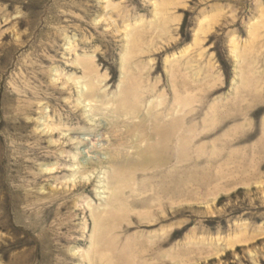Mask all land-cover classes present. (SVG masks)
Wrapping results in <instances>:
<instances>
[{"label":"rangeland","instance_id":"374dc122","mask_svg":"<svg viewBox=\"0 0 264 264\" xmlns=\"http://www.w3.org/2000/svg\"><path fill=\"white\" fill-rule=\"evenodd\" d=\"M42 231L49 264H264V0H0V264Z\"/></svg>","mask_w":264,"mask_h":264},{"label":"bare ground","instance_id":"6f19581e","mask_svg":"<svg viewBox=\"0 0 264 264\" xmlns=\"http://www.w3.org/2000/svg\"><path fill=\"white\" fill-rule=\"evenodd\" d=\"M90 67V66H89ZM88 67V68H89ZM91 70V69H90ZM131 86L129 87L130 88V93H129V96H128V99H130L131 97L133 96H136L135 94V91L132 87L133 83H130ZM129 86V85H128ZM128 88V89H129ZM128 92V91H127ZM139 98V96H137ZM135 97V98H137ZM123 98V97H122ZM125 101L124 103L126 102V98H124ZM127 99V100H128ZM133 101V100H132ZM121 102V100H120ZM136 103V102H135ZM124 105H127L129 107V109L131 110H134V104L133 103H127V104H124ZM123 106V105H122ZM124 107V106H123ZM127 107V108H128ZM126 108V106H125ZM126 113V112H125ZM126 115V114H125ZM151 125V124H150ZM154 130V129H153ZM157 134H162L164 133V129L162 126H158V124L156 125V128H155V131ZM146 137L143 136L142 138V142L143 141H146ZM163 146V145H162ZM153 146H147L145 147L141 152H140V157L142 159V162H140V166L141 167H145L148 162H151L155 156V151L152 149ZM135 167H138V166H135ZM136 169V168H135ZM140 169V168H139ZM165 176H168V177H172L171 175H165ZM181 177V174L178 175V177ZM128 178V177H125V179ZM173 178V177H172ZM122 180H124V178H122ZM127 180V179H126ZM122 184V183H121ZM124 185V184H123ZM126 185V184H125ZM121 186V185H119ZM121 189V188H120ZM122 199V198H121ZM117 204H119V206H117ZM121 200L118 196H116L114 198V200L112 201V206L109 208L108 211L106 212H100V213H96L95 214V218H93V223L95 225V231L98 233V239L96 240V242L94 243V250H97L99 252L101 251H105V249L107 248H110L111 250H113V246L110 244L109 240H105L106 238H104V234L107 233V225H109V217L110 216H115L116 214L117 215H120L121 213H123V207H121ZM59 223V222H58ZM56 224V223H54ZM57 225V224H56ZM56 225H53V226H56ZM58 226V225H57ZM127 228V227H126ZM38 229V228H37ZM60 234V233H59ZM52 235V233H51ZM52 237V236H51ZM63 238V237H62ZM61 238V240H62ZM64 239V238H63ZM51 240V239H50ZM50 240L46 234L45 231H42V235H40L39 237H37L34 241L35 243L37 244L35 249H33L31 255L29 256V258L27 259H23V260H18V261H13L11 264H33V260H36L37 261V264H49L50 261L52 260L51 259V256L52 254H55V252L57 253H60L61 255H63L64 257L66 258H70V259H74L72 256V254H74L72 251H69L70 253L67 254L65 253L64 251L60 250V249H57L55 250L54 246L50 243ZM21 242L20 240H14L9 242L8 245L7 244H4V245H1L0 244V249L4 248V250L7 248V246H12V244H17L19 242ZM53 242V241H52ZM55 244V243H53ZM140 245H141V251L139 252H135L133 251L131 248V253H130V257H128L127 261L126 262H123V264H138L137 262H134L133 259L131 258L132 255H136V257L140 258L141 257V253H147L149 251V245L147 243H145L144 241L143 242H140ZM59 246V245H58ZM134 246V245H133ZM228 247L232 246V244H228L227 245ZM135 247V246H134ZM57 248V247H56ZM138 248V247H136ZM3 250V251H4ZM60 254H58L60 256ZM93 254V253H92ZM54 257V256H53ZM55 258V257H54ZM130 258V260H129ZM56 261V260H54ZM53 262V261H52ZM60 262V261H59ZM56 264H59L56 262ZM105 264H121L119 263V260L114 261V258L111 260V261H108L106 262Z\"/></svg>","mask_w":264,"mask_h":264}]
</instances>
